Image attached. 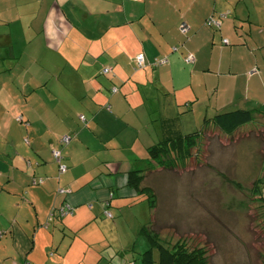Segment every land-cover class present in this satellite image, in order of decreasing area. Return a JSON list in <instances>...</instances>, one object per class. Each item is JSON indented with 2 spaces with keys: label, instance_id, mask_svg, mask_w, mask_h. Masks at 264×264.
<instances>
[{
  "label": "crops",
  "instance_id": "obj_1",
  "mask_svg": "<svg viewBox=\"0 0 264 264\" xmlns=\"http://www.w3.org/2000/svg\"><path fill=\"white\" fill-rule=\"evenodd\" d=\"M234 109L252 119L224 135L264 120V0H0V264L130 263L85 229L125 213L149 225L127 172L157 170V142L223 133L214 116Z\"/></svg>",
  "mask_w": 264,
  "mask_h": 264
},
{
  "label": "rangeland",
  "instance_id": "obj_2",
  "mask_svg": "<svg viewBox=\"0 0 264 264\" xmlns=\"http://www.w3.org/2000/svg\"><path fill=\"white\" fill-rule=\"evenodd\" d=\"M249 125L232 136L210 126L184 152L186 157L170 158L146 173L144 184L155 195L150 224L142 213H125L117 227L89 225L83 235L90 241L104 239L103 233L108 238L92 251L121 247L131 262L116 255L107 264H142L146 226L167 247L182 241L189 248L205 247L209 264H264V120ZM71 244L64 242V249L85 247L81 240Z\"/></svg>",
  "mask_w": 264,
  "mask_h": 264
},
{
  "label": "trees",
  "instance_id": "obj_3",
  "mask_svg": "<svg viewBox=\"0 0 264 264\" xmlns=\"http://www.w3.org/2000/svg\"><path fill=\"white\" fill-rule=\"evenodd\" d=\"M115 88V87H113ZM113 88L111 91H113ZM115 91V90H114ZM18 121L21 120V117H16ZM252 119V112L247 109H234L229 111L218 112L214 116V122L216 125L225 133H232L238 126L249 122ZM203 129L194 131L192 133H187L177 137H172L165 139L163 141L157 142L148 147L149 158L153 160L157 168L164 167V163L168 159L182 155L186 157L187 154L184 153L187 151L188 147L198 138L197 135ZM203 132H201L202 134ZM69 140L71 138L70 135ZM62 135L60 137L61 144H66L68 141H62ZM60 152V159L57 161L58 164H63L66 169V165L62 162V154L59 149H54ZM60 171V170H59ZM65 171V170H64ZM61 172V171H60ZM145 168H135L127 172V184L133 187L136 191L141 194H144L150 207L153 208L155 204V195L152 192V189L149 185L144 184V179L146 177ZM264 199V196H262ZM107 206V205H106ZM62 211V210H60ZM69 213V212H67ZM72 213V210L71 212ZM145 237L148 242L147 248L141 252V262L142 264H209L208 257L206 256V249L203 246H193L188 247V244L185 241L177 242L167 247L164 244L160 243L158 239L148 231V228L144 226L143 228ZM1 235V232H0ZM24 264H31L30 262H25Z\"/></svg>",
  "mask_w": 264,
  "mask_h": 264
},
{
  "label": "built area",
  "instance_id": "obj_4",
  "mask_svg": "<svg viewBox=\"0 0 264 264\" xmlns=\"http://www.w3.org/2000/svg\"><path fill=\"white\" fill-rule=\"evenodd\" d=\"M215 23H216V20H214L212 17L208 18L207 21H206V25H212V24H215ZM180 30L181 31H185L186 30L185 23H181L180 24ZM223 42L224 43H227V39H223ZM192 60H193L192 59V55L190 53H188L185 56V61L186 62H191ZM163 62H164V59H159V60H156L155 62H153V64H156L157 65V64H160V63H163ZM144 64H145L144 56L142 54L136 55V57H135V66L136 67H142ZM114 90H116V89L113 88V91ZM79 117L82 120L84 119V116L83 115H80ZM68 140H69V136L64 135L62 137V141H68ZM53 155H54L55 159L57 161H59V159H60V152L57 151V150H55V151H53ZM59 170L61 172H63L65 170V166L63 164H59ZM62 212H64V213L69 212L70 213L71 212V207H67V209H62ZM105 214H106L107 217H111L112 216L111 212L110 211H107V210L105 211Z\"/></svg>",
  "mask_w": 264,
  "mask_h": 264
}]
</instances>
